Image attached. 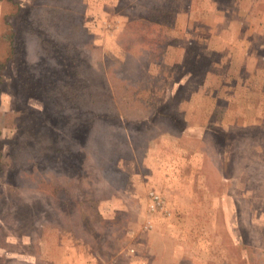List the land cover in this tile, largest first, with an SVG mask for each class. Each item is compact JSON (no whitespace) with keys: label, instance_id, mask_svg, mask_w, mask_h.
Segmentation results:
<instances>
[{"label":"rangeland","instance_id":"374dc122","mask_svg":"<svg viewBox=\"0 0 264 264\" xmlns=\"http://www.w3.org/2000/svg\"><path fill=\"white\" fill-rule=\"evenodd\" d=\"M14 1L68 55L3 75L0 264H264V0Z\"/></svg>","mask_w":264,"mask_h":264},{"label":"trees","instance_id":"16d2710c","mask_svg":"<svg viewBox=\"0 0 264 264\" xmlns=\"http://www.w3.org/2000/svg\"><path fill=\"white\" fill-rule=\"evenodd\" d=\"M14 4V11L8 15L7 17H5V19L3 20V25L5 27H7L6 29V34H4V36H2V39H4V41L7 44V50L5 51V55L6 56V61H0V123L1 121L5 118L11 115V111H5L3 109V107L1 106V93L3 91V75L4 72H6L7 68H9L10 66L16 67V76H15V80L16 83L13 85V90L15 92L16 95L21 94L24 92H26L27 88L30 84H34L36 85L37 90L39 91V97H41V99L43 100V102L45 103L46 106V101L44 100L45 96L50 95V90L54 87V84L56 83V77H54L51 73H41L38 74L37 72H34V74L32 72H30V67L27 66V61H26V55H27V39L30 37V35L34 34H38V36H40V42L43 46H45L47 49H49L50 51H56V55L57 58H60L62 56L68 55L65 53V50H63L62 52L59 50L61 49V46H58V43L54 44L53 40H50L48 38L45 37L44 34L39 33L36 31V29H33L32 24H31V14H30V10L31 7L30 6H21L17 3H15L14 0H9ZM67 17L69 20L67 23L71 22V26H73L77 20L74 19L73 17V13L69 12V13H64L63 17ZM70 33V32H69ZM70 55L65 57L68 58V60H70ZM44 58L39 59L38 64L39 66H44L46 64ZM56 59L52 60L51 58L48 59L49 62H54L56 63L58 66H60L61 71H68V69L71 66L69 65V62H66V60H58L55 61ZM55 68V67H54ZM44 69L46 70V66L44 67ZM54 83V84H53ZM17 111L22 110L21 108L17 107ZM51 107L47 106L45 108V110L42 112V117H41V121H47L50 119H46L45 116L48 115V112H50ZM52 115V113H51ZM20 121L27 124V119L25 117H19ZM87 135V133H86ZM1 132H0V139H1ZM39 142V141H38ZM37 149V146H36ZM59 153V148L55 149H49L48 155H51L53 157H56ZM7 155L8 151L6 152L4 149H0V155ZM3 155V156H4ZM40 151L37 153V156H40ZM61 165L62 167L61 172L62 173H68L71 174L72 172H74L75 170H77L76 166L74 165V162H72V159L69 160L67 159L66 161H61ZM77 167L78 169H82L81 167V163H77Z\"/></svg>","mask_w":264,"mask_h":264},{"label":"built area","instance_id":"2783aa9c","mask_svg":"<svg viewBox=\"0 0 264 264\" xmlns=\"http://www.w3.org/2000/svg\"><path fill=\"white\" fill-rule=\"evenodd\" d=\"M150 198V209L152 212L159 213L165 210V202L158 194L151 193Z\"/></svg>","mask_w":264,"mask_h":264}]
</instances>
